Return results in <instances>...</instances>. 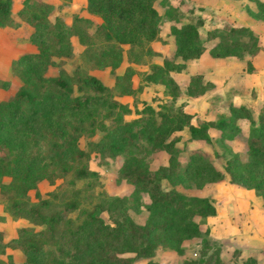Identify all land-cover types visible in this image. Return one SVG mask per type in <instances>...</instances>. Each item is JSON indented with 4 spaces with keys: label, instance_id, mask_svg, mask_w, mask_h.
I'll use <instances>...</instances> for the list:
<instances>
[{
    "label": "trees",
    "instance_id": "trees-1",
    "mask_svg": "<svg viewBox=\"0 0 264 264\" xmlns=\"http://www.w3.org/2000/svg\"><path fill=\"white\" fill-rule=\"evenodd\" d=\"M11 1L0 0V26L17 23L10 14ZM153 1L85 0L86 11L98 18L92 23L81 15L73 16L68 24L56 16L50 19L52 4L44 0H23L16 10L19 18L32 27L28 38L35 50L22 52L14 59L13 69L21 85L0 99V178L10 176L18 186V199L12 200L8 209L15 215L43 224L39 232L21 227L19 234L11 238L9 246L17 245L26 253L22 264H129L128 256L113 251L104 253L103 240L111 237L121 245L123 241L117 238L120 235L145 238L140 248L147 254L154 245L152 238L156 231L167 233L171 242L198 235L197 224L188 216L213 215L215 207L205 197L187 196L173 187L187 180L186 168H181L177 161V136H170L173 131L185 129L189 139L209 142V129L236 130L238 120L245 118L249 124L245 150L232 152L225 160L224 170L230 181L250 188L264 204V93L252 110L245 104L228 102L226 117L193 124L190 119L194 115L171 101H161L156 107L142 103L139 108L133 106L131 109L125 102L116 100L111 88L93 74L73 72L55 77L43 74L53 63L54 55L71 52L69 37L74 35L83 46L80 54L94 66L114 67L124 57L127 64L123 72L116 75L119 93L133 92L149 81L160 79L172 95L176 84L170 78L161 80L160 75L168 69L179 70L183 63H173L166 58L161 65L148 62L149 57L159 54L150 43L155 40L172 42L174 55L183 60L197 57L204 49L197 31L202 22L197 17L180 29L171 27L162 36L159 33L161 13ZM251 1L256 9L246 7L247 13L264 22V2ZM212 38H217L209 48L214 56L235 55L239 49L252 54L259 48L257 34L245 25L224 24L210 28L205 31L204 39ZM130 63H145L149 69L142 72V82L135 88L128 82L134 73ZM9 84L10 80L0 78V87ZM205 88L199 74L189 77L188 94ZM129 113V118L123 117ZM82 130H98L101 132L98 145L128 153L122 163L121 176L146 191L149 198L147 221L142 224L115 221L109 225L91 210L83 211L81 221L74 222L67 216L78 206L74 197L61 201L56 208H52V200L45 197H38L35 202L26 199L25 190L42 178L54 176V170L62 174L70 171L74 179L94 175L95 171L89 170L81 160L74 163V159L85 156L78 146V134ZM13 133H19V138L13 137ZM138 138L148 146L143 156L134 155L139 151L136 145L133 147L137 150L124 146ZM49 144L57 147L50 157ZM30 145L37 147L40 159H35V151L26 150ZM153 151L166 152L167 159L165 164L150 169V156L146 158V155ZM193 155V151L188 153L184 166L190 165ZM34 160L37 161L32 162ZM193 169L197 175L199 169ZM162 178L167 180L169 187L161 185ZM242 264H253V260L246 259Z\"/></svg>",
    "mask_w": 264,
    "mask_h": 264
},
{
    "label": "rangeland",
    "instance_id": "rangeland-1",
    "mask_svg": "<svg viewBox=\"0 0 264 264\" xmlns=\"http://www.w3.org/2000/svg\"><path fill=\"white\" fill-rule=\"evenodd\" d=\"M22 3L23 0L11 1L10 14L17 23L0 26V78L10 80L9 86L0 87V99L6 98L21 85V80L13 69L14 59L22 52L35 50L34 44L28 38L32 30L31 25L20 19L16 13ZM153 5L161 13L159 33L162 36H165L171 27L180 29L197 17L202 22L197 27V31L204 49L197 57L183 60L178 55H174L172 42L161 43L155 40L150 43L159 54L149 57L148 62L161 65L163 58H166L173 63H183L179 70L168 69L160 75L161 80L170 78L176 84L172 95L168 94V89L160 79L149 81L133 92L119 93L116 75L122 73L127 64L124 57L114 67L94 66L80 54L83 46L74 35L69 37L71 52L54 55L53 63L46 67L43 74L51 77L61 74L71 75L73 72L93 74L111 88L116 100L125 102L131 109L133 106L139 108L142 103L156 107L161 101H171L194 115L190 119L193 124L206 119L226 117L228 102L242 103L252 110L257 100L263 97L258 96L264 93V22L250 16L246 11V7L256 9L254 1L154 0ZM83 9L86 11L84 6ZM86 13L87 15L81 16L87 17L90 23L98 20L96 16L87 11ZM48 17L52 19L49 14ZM224 24L245 25L252 29L257 34L259 48L252 54L239 49L235 55H212L209 48L217 38L204 39L205 31L219 28ZM130 65L134 73L129 76L128 82L131 88H135L142 82V72L149 69L145 63H130ZM194 74L201 76L206 88L196 94H188L186 86L189 77ZM130 116L131 113L123 117ZM237 125L238 129L232 131L209 129V142L189 139L185 129L173 131L170 135L177 136V161L181 168H186L187 174L185 183L175 184L173 187L187 196L205 197L215 207L213 215L188 216L197 224L198 235L171 242L167 239V233L156 231L152 238L154 245L147 254L146 252L143 254L140 248L146 241L145 238L120 235L117 238L124 243L119 245V241H114L110 239L111 237L104 239L103 252L113 251L117 255L128 256L129 264H145L147 261L151 264H242L246 259H252L253 264H264V204L250 188L230 181L224 170L226 158L234 151L243 152L246 147L248 121L245 118L239 119ZM12 135L16 139L19 138V133ZM98 140H101L100 131H80L78 146L84 151L85 156L74 159V163L81 160L89 170L95 171L94 175L74 179L70 171L62 174V171L54 170L52 171L54 176L42 178L25 190L26 199L35 202L38 197H45L52 200L51 207L56 208L61 201L74 197L78 206L67 213L74 222L81 221L83 211L92 210L103 220V223L109 225L114 224L115 221L125 224L128 220L136 224L144 223L149 215L146 206L149 201L148 195L145 190L137 188L121 176L122 163L128 153L125 150L113 151L101 147L97 143ZM36 141L38 144L39 139L37 138ZM133 144L139 149L134 153L135 156L145 155L148 146L142 139H135L132 144L127 142L124 146L137 150ZM36 149L37 147L33 145L26 148L28 152L35 151V159H40L41 156L37 154ZM47 149L50 157L57 147L49 144ZM190 151H193L194 155L190 165L186 167L184 163ZM149 156L150 169L166 163L167 153L164 151H153L150 155L147 154L146 158ZM35 161L37 160L32 162ZM69 161L73 162L72 159ZM194 167L199 169L197 175ZM216 171L218 174L215 173ZM14 185L10 176H1L0 248L2 247L3 252H0V262L2 264H22L26 259V253L17 245L9 246L12 243L11 238L19 234L21 227H29L34 232H39L43 227V224L15 215L8 209V204L18 199L16 195L18 186ZM161 185L164 188L169 187V183L163 178ZM134 245L137 247L134 248Z\"/></svg>",
    "mask_w": 264,
    "mask_h": 264
},
{
    "label": "crops",
    "instance_id": "crops-1",
    "mask_svg": "<svg viewBox=\"0 0 264 264\" xmlns=\"http://www.w3.org/2000/svg\"><path fill=\"white\" fill-rule=\"evenodd\" d=\"M52 4L51 11L49 12L50 17H59L67 24L72 20L74 15H87L83 9L85 0H47ZM96 20V18H95ZM261 94L258 96L262 97ZM257 97V98H258Z\"/></svg>",
    "mask_w": 264,
    "mask_h": 264
}]
</instances>
